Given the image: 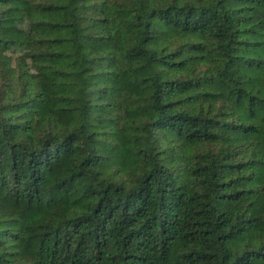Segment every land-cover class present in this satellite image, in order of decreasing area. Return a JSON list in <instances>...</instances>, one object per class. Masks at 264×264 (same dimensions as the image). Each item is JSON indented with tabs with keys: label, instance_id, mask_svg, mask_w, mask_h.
Returning a JSON list of instances; mask_svg holds the SVG:
<instances>
[{
	"label": "trees",
	"instance_id": "obj_1",
	"mask_svg": "<svg viewBox=\"0 0 264 264\" xmlns=\"http://www.w3.org/2000/svg\"><path fill=\"white\" fill-rule=\"evenodd\" d=\"M0 264H264V0H0Z\"/></svg>",
	"mask_w": 264,
	"mask_h": 264
}]
</instances>
